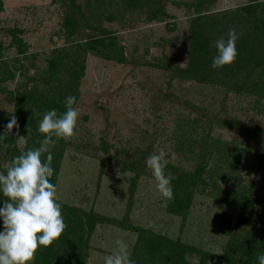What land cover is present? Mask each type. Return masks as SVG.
<instances>
[{"label":"rangeland","instance_id":"1","mask_svg":"<svg viewBox=\"0 0 264 264\" xmlns=\"http://www.w3.org/2000/svg\"><path fill=\"white\" fill-rule=\"evenodd\" d=\"M0 1V76L14 75L0 83V133L1 117L17 115L19 94H44L51 87L45 80L52 60L72 67L74 62L61 58L68 52L78 53L82 63L73 106L79 112L76 135L56 140L51 148L50 182L58 201L67 205V228L54 242V255L41 246L34 264H104L118 239L128 245L135 264H174L178 259L197 264V250L207 254V264H225L230 242L239 253L242 241L259 240L264 228V90L248 86L237 91L236 80L242 78L199 80L203 70L193 77L178 68L191 57L194 18L217 17L205 31L214 58L215 41L226 40L230 29L238 31V44L248 42L245 30L260 23L243 11L241 19L235 18L236 9L253 3L262 16L264 0H204L200 6L198 0H137V8L120 10L114 9L115 0H106L105 10L95 6L96 0L92 5L88 0ZM88 4L91 13L85 19L82 11L88 12ZM160 5L167 15L148 17ZM108 11L111 18L105 16ZM98 25L114 32L124 62L102 56L99 49H82L88 34H102L93 29ZM13 36L21 42L12 41ZM36 106L27 110L35 121L27 124L26 134L19 133L26 143L14 137L10 146L8 134H0L5 135L0 172L6 174L14 157L40 147L45 138L39 131L44 113ZM160 149L172 179L178 171H194L200 158L207 160L185 216L168 208L147 167V159ZM217 220L224 221L229 233ZM181 250L184 258L177 256ZM230 264L251 263L242 257Z\"/></svg>","mask_w":264,"mask_h":264},{"label":"trees","instance_id":"2","mask_svg":"<svg viewBox=\"0 0 264 264\" xmlns=\"http://www.w3.org/2000/svg\"><path fill=\"white\" fill-rule=\"evenodd\" d=\"M73 1V0H72ZM114 1V0H111ZM199 2L196 3L197 5H203L204 0H198ZM89 4L92 5V0H88ZM107 2L106 0H96L95 6H98L100 9L105 10L103 7L104 3ZM1 3V1H0ZM141 2L137 0H115V6L114 9L118 10L120 9H126V8H137L138 4ZM76 4V3H75ZM88 4L87 11H82V15L85 16V19L87 16L91 13L90 12V5ZM264 7V3L262 5ZM74 10H78L76 8V5H74ZM241 11L244 12L245 16L254 17V19H257L256 26L249 27L247 30H245V34L248 36V42L246 41H238V44H236V48L238 51V56L235 61V63L231 66H224V67H218L213 68V56L209 52V45H208V35L205 34L206 27L210 24H214L218 22L217 17L211 16V19L205 18V16L196 17L193 19V24L195 26L193 27V35L190 46H192V51L190 52V59L188 61V64L184 68H178L180 71V74L189 76H197L198 73H201L199 80L204 79L205 77L209 79L216 78H230L236 80V78H242V81L239 83L236 80V90L241 91L243 89H246V87H259V89L264 90V14L262 16H259L255 9V4H245L240 7V9H236V14L234 15L235 18L241 19ZM99 12V9H98ZM99 16L103 14V12L98 13ZM105 12V11H104ZM85 13V14H83ZM148 17L150 18H158L160 16H163L167 13L165 9L160 5L157 9L150 10V12L147 13ZM80 15V16H82ZM97 15L94 17L96 18ZM105 16H108L111 18L112 13L108 11L105 13ZM224 16V14L222 15ZM244 16V15H243ZM93 18V19H94ZM99 18V17H97ZM162 18V17H161ZM86 21V20H85ZM67 24L71 23L70 21H66ZM87 21L85 22L86 25ZM73 27V24L71 25ZM73 29V28H72ZM92 29V28H91ZM93 29L97 32H100L97 35L96 34H88V39L85 40L81 45L82 49L85 50H94L99 49L101 51V55L104 57H107L109 59H113L117 62H124L126 60L124 49L121 45H119L116 41V35L114 32L101 27V25H98L96 28L93 27ZM238 32V31H236ZM92 33V32H91ZM241 38L243 39V36L241 32H239ZM257 36H260V39L257 38V43L254 46L255 39ZM12 41H16V43L21 42V39H17L16 37H12ZM251 43V44H250ZM21 44V43H20ZM243 44L250 46L249 49L245 48ZM20 48V45H19ZM21 50V49H20ZM0 52H1V44H0ZM61 58H66L69 61H72L75 63L74 66L68 67L61 63V61H55L52 60V70L50 71V76L45 81L51 85L47 90L43 93H33L28 92L24 95V93L19 94V96L16 98V112L17 115L15 116L18 125H19V133L26 134V131H28L27 124L32 123L35 121L32 117L27 116V110H29L30 107L36 106L39 108L40 112L45 113L48 110L55 109L57 110L58 114H63L66 111L65 107V98L69 95L75 96L76 91V80L80 77L81 71H82V63H80L79 59L80 56L78 53H64ZM60 57V55L58 56ZM73 57V58H72ZM65 70L68 71V74L65 75ZM241 74V76H239ZM10 77H13V73H10ZM7 76H0V83L5 80V77ZM218 76V77H217ZM61 78V79H60ZM57 89V93H53V90L55 91ZM32 110L29 112V116H31ZM3 121V127H4V133L6 131V126L10 122V117L3 116L1 117ZM1 122V121H0ZM17 130L12 129V133L8 134V144L11 146L12 141L14 140V137H16ZM0 133V134H4ZM59 142H63V139H59ZM13 149V148H12ZM59 153L57 157H60L61 155V147L58 145ZM14 152V151H13ZM16 153V151L13 153ZM56 157V158H57ZM205 157V156H204ZM207 160L203 158H200L198 161V164L196 165V168H194V171L185 174L181 171H178L176 173V176L172 179V190L174 198L172 200H168V208L175 212L179 213L183 216L186 215L188 204L190 203V200L192 198L193 192H194V185L201 179L203 176V172L207 170ZM4 173V172H3ZM224 174V173H223ZM203 180V178H202ZM8 200L7 197H5L0 191V207H3L4 202ZM61 204V211L62 216L66 215L68 213L67 205L61 203L60 201H57ZM77 221V228L78 231H76L77 236L79 237L80 241L84 240L82 238V230L81 227V221L79 218H76ZM220 229H222L225 232L229 233V230L224 229V221L223 220H217ZM227 224H230V222H226ZM225 223V226L227 224ZM255 234V233H254ZM259 240H253V241H242L241 244L238 245L239 253L234 249L233 242H230L227 246L224 254H225V264H230L235 259H239L242 257H245L247 263L251 264H258L257 256L259 254L264 253V228L261 229L259 233ZM256 242V243H255ZM54 243L47 247L43 248V252H50V254L54 255L55 252ZM39 250V249H38ZM183 251H185V248H182ZM177 253L178 255H181L184 258L185 252ZM40 251V250H39ZM196 251V250H195ZM200 252L199 262L197 264H207L206 263V253L197 250ZM147 252V251H146ZM72 254L75 255L74 251H71ZM148 255V254H147ZM174 264H186L184 261L178 259Z\"/></svg>","mask_w":264,"mask_h":264},{"label":"clouds","instance_id":"3","mask_svg":"<svg viewBox=\"0 0 264 264\" xmlns=\"http://www.w3.org/2000/svg\"><path fill=\"white\" fill-rule=\"evenodd\" d=\"M238 39L236 31L230 29L226 40L220 38L215 41L218 53L213 58V68L235 63ZM75 104L76 97L69 95L65 98L66 111L63 114H58L55 109L46 111L39 122V131L45 135L40 147L22 152L6 166V174L0 172V191L8 198L0 207V219L3 221L0 264H34L37 250L59 241L67 228L61 204L57 202V188L50 182L54 175L51 148L56 140H67L76 135L79 112L73 107ZM14 127L17 129L16 137L26 143L24 136L19 135L15 116H12L5 133L11 134ZM4 138L5 135L0 136V141ZM45 153L46 161L42 159ZM165 157L164 149H160L158 154L147 159L146 164L151 169L158 191L170 201L174 198L172 176L165 172L168 164ZM115 243L118 247L105 257L104 264H135L130 259L128 245L119 239ZM257 260L258 264H264V253L259 254Z\"/></svg>","mask_w":264,"mask_h":264},{"label":"water","instance_id":"4","mask_svg":"<svg viewBox=\"0 0 264 264\" xmlns=\"http://www.w3.org/2000/svg\"><path fill=\"white\" fill-rule=\"evenodd\" d=\"M13 130H17V129L14 127Z\"/></svg>","mask_w":264,"mask_h":264}]
</instances>
